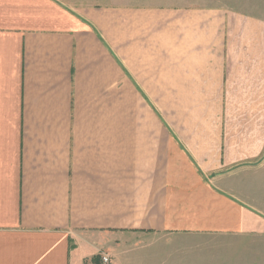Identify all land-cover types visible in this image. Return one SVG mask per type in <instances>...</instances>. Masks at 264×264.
I'll list each match as a JSON object with an SVG mask.
<instances>
[{
    "label": "crops",
    "instance_id": "obj_1",
    "mask_svg": "<svg viewBox=\"0 0 264 264\" xmlns=\"http://www.w3.org/2000/svg\"><path fill=\"white\" fill-rule=\"evenodd\" d=\"M251 7L0 0V264L257 258L244 246L264 245V14Z\"/></svg>",
    "mask_w": 264,
    "mask_h": 264
},
{
    "label": "rangeland",
    "instance_id": "obj_2",
    "mask_svg": "<svg viewBox=\"0 0 264 264\" xmlns=\"http://www.w3.org/2000/svg\"><path fill=\"white\" fill-rule=\"evenodd\" d=\"M207 1L212 2L215 5H227L230 7H237V8L243 7L244 11L247 10L245 8L246 6H249L250 8H252L251 6H256L257 9L261 10L262 14H264V0H207ZM257 242L258 240L253 239L245 244L244 248L247 251H251L253 253L255 249H259L261 252L257 256V258L248 259L246 264H264V245H259L257 244ZM232 262L235 264H240L239 259H234L232 260Z\"/></svg>",
    "mask_w": 264,
    "mask_h": 264
},
{
    "label": "built area",
    "instance_id": "obj_3",
    "mask_svg": "<svg viewBox=\"0 0 264 264\" xmlns=\"http://www.w3.org/2000/svg\"><path fill=\"white\" fill-rule=\"evenodd\" d=\"M99 264H110V257L106 253H99Z\"/></svg>",
    "mask_w": 264,
    "mask_h": 264
}]
</instances>
